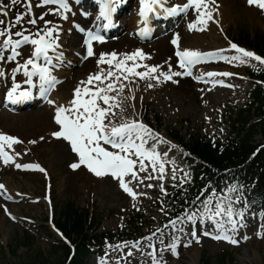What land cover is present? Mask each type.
Wrapping results in <instances>:
<instances>
[{"label": "snow or ice", "instance_id": "obj_1", "mask_svg": "<svg viewBox=\"0 0 264 264\" xmlns=\"http://www.w3.org/2000/svg\"><path fill=\"white\" fill-rule=\"evenodd\" d=\"M16 2L17 0H11L12 5H15ZM120 2L122 0H97L100 6L99 16L105 21H111L116 5ZM247 3L264 11V0H247ZM49 4L57 6L56 9H50V11H69L67 0H40V6ZM138 5L139 22L142 26L138 34L142 37L149 34V22L152 17H159L161 15L169 17L178 13H187L189 8L197 13L196 19L188 24L189 31L193 29L203 31L209 21L217 22L213 19V13L216 12V8L218 7H214L215 0H186V2L175 4L174 6H168V0H138ZM26 9L28 14H31L30 0L26 4ZM2 12L3 7L0 6V13ZM61 18L66 19L67 17L61 13ZM40 19H43V16ZM22 20L23 16L17 14L15 22L19 24ZM27 22L32 25L37 23L35 19H29ZM48 23L50 22L45 21L46 25ZM2 24H4V21L0 20V25ZM78 30L84 31L83 29ZM25 31H16L14 35L19 37V39L13 40L11 38L10 27L0 29V37H5L2 45H0V60L5 58V50L10 51L11 54L7 55V60L11 61L20 55L18 49L22 45L31 44L33 46L30 57L23 64H18L13 69V76H15L16 72L23 69V74L26 77L24 83L29 87L21 91L20 85L13 80L12 86L7 92V99L12 104L30 99L32 97V89L37 87V83L40 95L46 96L58 83V78L52 72L53 59L61 61L64 55L63 52L54 56L50 55V52L55 54L57 49L60 48L58 43V26L46 27L43 30L38 29L35 33H30L29 35H25ZM178 40L179 37L174 36L171 43L177 49L175 55L178 58V66L183 69V72L172 71L171 66H169L167 72H164L159 71L160 66L158 65L149 66L138 63V59L145 60L150 58L141 49H136L132 53H124L123 59H118L120 54L116 52L100 54L97 66L107 64L108 69L100 68L96 73L89 74L87 80L80 81L74 89L73 99L67 106L62 104L56 106L54 119L56 124L59 125V130L53 132L52 135L66 140L71 145L72 151L79 157V162L71 164L70 167L76 169L80 165H84L97 177L110 174L114 179H118L120 187L135 199L136 193L128 187L125 177L130 174L133 179H137V171H134V168L139 164V171H145V160H148L152 164L153 170L156 169V165L159 162V153L156 152L154 146L151 149H147L145 145L147 144L148 137L157 134H154L152 129L147 125L136 120L120 123L119 125H113L110 120L108 123H105L109 114L115 115L112 109L120 106L117 102V96L111 95V93L118 95L120 92H123L125 85L119 83L121 79L128 80L129 77L135 76L140 79H154L159 83L161 82V77H163L164 81H168L172 80L173 76H191L193 75V67L195 65L209 59H220L228 62L236 61L240 64H246L249 59H252L258 61L260 64H264V58L252 51L238 47L235 43L230 42V48L234 49L238 55L227 56L223 54L225 52L224 49H220L217 52H201L187 48L180 50ZM92 41L102 43L104 42V37L91 31L87 33L84 43L87 45L88 56L94 55ZM129 61L132 63L129 64ZM140 67L146 70L137 71ZM4 75V72L0 71V76ZM217 75L227 77L232 75V73L207 72L193 78L200 81L202 76L211 78ZM34 77L38 78L37 82H34ZM172 82L175 83L176 81L173 80ZM213 83L216 82L213 81ZM148 87L151 88L153 85L149 84ZM99 101H102L107 107L101 106L98 103ZM48 103L54 104L55 102L48 100ZM101 142H103V145H109L111 149L115 150H109L102 146ZM16 143H20L17 137L0 133V159L5 164L12 161V156L5 151V145L11 148ZM31 143H34V141H31ZM16 167L44 171L39 164H16ZM159 170L163 173V164H160ZM160 179H163V176ZM151 186L148 185V187ZM3 187V185H0V189ZM161 190L163 191V188ZM242 193V185H230L220 195H216L215 191H213L212 195L202 201V207L198 212L189 214L186 211L183 218L177 217L176 220H171L170 223L173 226L178 222L181 224L185 222L191 223L193 226L191 236L199 243L195 227L197 222L200 225H205L206 221H211L214 225V231L209 232L204 227L201 230V234L235 245L238 241L229 233H235L238 226H245L243 221L245 211L248 208L246 200L243 201L244 206L242 208L236 207V205L242 202ZM193 203L195 204V201ZM5 211L7 212V209ZM262 228H264V225H262ZM260 235L261 233L258 232L257 236L259 237ZM244 239L247 240L248 237L245 236ZM177 244L178 238H174L173 242L168 245L174 256L178 255ZM138 245L139 242H136L133 246L138 247ZM149 246L151 247V245ZM187 246L188 244H185V247ZM128 254L131 255V252ZM149 255L152 256V264H160L154 253H149Z\"/></svg>", "mask_w": 264, "mask_h": 264}, {"label": "rangeland", "instance_id": "obj_2", "mask_svg": "<svg viewBox=\"0 0 264 264\" xmlns=\"http://www.w3.org/2000/svg\"><path fill=\"white\" fill-rule=\"evenodd\" d=\"M17 4L23 10L25 9L23 4H21V0H17ZM234 16L233 22H226L228 26H240L248 31L258 27L264 29V25L262 26L259 22V16L255 14L247 11L246 14H242V12H234ZM52 19L53 17L48 19V21L50 22ZM218 44L225 45V43L221 41L218 42ZM109 48L110 47L106 48V46H102L101 50L104 53V51ZM169 53L170 50L162 53V57ZM98 59L99 56L94 58V61L91 63L88 62L89 64L86 63L81 67L79 65V67L75 68L70 76L72 81L68 79L59 91L57 105L60 103L66 105L69 104L73 99H71V91H74L80 81H84L88 78L91 71L95 69L91 66L96 65ZM191 101L196 105L198 113L197 110H195L191 116H188L185 112L181 113L179 118L175 120V123H171L170 126H166L165 129L167 130L171 127L172 129L179 131L185 139L188 138V135H195L197 133L201 138L208 140L214 136L215 132V130H213L212 133H209V129L213 127L211 124H208L207 126L205 125L206 123L211 122V117H207L206 120L204 119L202 112L199 111V105L197 106L196 100L194 101V97L186 95L183 101H179L176 97V100L172 102V104L180 105L182 108H185ZM146 103L148 107L151 104V111L154 113L156 112L157 115H159L161 118V125L164 126V121L169 119H166L159 112L154 101L148 99L146 100ZM142 106L145 108V102L143 101ZM34 112H36L35 109L29 111L27 113V119H32L30 116ZM152 116L153 113L149 114V117ZM13 120V124L11 125L0 121V128L7 132L16 135L18 134L24 140L43 137L47 132L53 131L54 129L53 117L50 115H48V121L46 122L45 120L46 123H43L45 126L40 124L34 126H22L23 123L25 124L22 120H26L25 118H15ZM205 129L206 137L204 136ZM217 131L223 137L226 135L227 127H218ZM259 141V139H256V142ZM29 153H31L33 158L45 164L44 166H46V169L50 171L53 183L52 196L55 213L54 220L57 218L58 212L71 204L78 209H87L90 215L95 216L97 221H99L96 232L103 234L110 232L116 229L120 224L125 223L129 215L136 212L145 215V227L141 232V236L143 240L148 241V245L145 247L144 252H139L138 248L135 249L132 257L128 260V264H147L150 261L147 252L151 250L153 243L160 245V264H199L200 258L211 259L212 264H216V258L223 252L231 253L230 258L232 259V262H230V264H264V239L262 241H252L251 243L237 249H232L227 245L217 246L216 244H205L201 249L197 260L191 258L194 250H190L189 253L183 254V257L179 262H176L172 259L173 254L168 248V245L173 242L178 233L183 234L188 240L192 239L190 238V231H184V225H187V222L183 224L179 223V226L176 228H168L164 231V234L158 236L159 238H153V231L155 229L163 230L167 224L165 223L168 217L166 211H170L171 209V204L164 201V193L159 191L158 195L147 194L140 186L135 190L134 193H136V197L133 199L132 196L121 192L116 182L111 178L103 176L97 177L96 175H90L82 171L72 174L68 170V163L70 162L71 157L63 144H48V142L44 140L39 143L37 147L30 150ZM185 163L189 164H183V167L185 168L198 165L193 161L190 162L187 160H185ZM174 164L176 165V162ZM173 175L176 178L173 187L176 189L182 180L177 177L178 175L176 173ZM167 177L168 176L164 174V178ZM0 181L7 191H11V189L16 187L18 191L15 189L13 190H15L17 194L25 193L28 196L25 201H20L19 203H15L14 199L16 196H13V194L11 196L6 194L8 197L5 196L6 198L3 199L0 197V264H57V262L63 259L61 248L64 247V242H60L47 227L46 211L41 202L44 183L41 175H38L37 177H28L27 175H21L20 173H14L8 170L0 173ZM152 186L155 187L156 185L152 184ZM184 190H182L184 191L183 193L191 191L190 187L185 188ZM141 196L148 198L142 200ZM34 199L40 200V202L36 205L29 203L30 200ZM1 207H5L6 209L13 208V213H16L17 216L24 217L20 218L22 223L12 224L6 219V217H4ZM158 217L161 218L160 222L157 220ZM244 220L245 226L241 227L243 237H256L255 230L258 226L264 230V228H262V225H264V217L261 218V215L254 216L248 214L245 216ZM28 237L31 239V242L25 244V239ZM161 241H163V243H161ZM149 245H151V247ZM126 246H130V243H127ZM252 249H254L257 254H255ZM12 250L14 251V255L10 254ZM107 253L108 252H104L102 254L106 255ZM114 253H118V250ZM128 255V253H125L123 256L126 257ZM97 261V258H89L87 264H96Z\"/></svg>", "mask_w": 264, "mask_h": 264}, {"label": "bare ground", "instance_id": "obj_3", "mask_svg": "<svg viewBox=\"0 0 264 264\" xmlns=\"http://www.w3.org/2000/svg\"><path fill=\"white\" fill-rule=\"evenodd\" d=\"M215 1H217V2H219L220 4L222 3V6H224L226 9L224 10V8L222 7L221 8V11H220V7H218V8H216V12H214L213 13V19H214V21H217L218 20V18H219V16H222V18L224 17H226V14H228V15H230V13L231 12H235V11H241L242 12V14H243V12H244V10H243V8L241 7V5L243 4V3H240V1L239 0H215ZM240 5V6H239ZM138 6V0H137V4H136V6L135 7H137ZM225 13V14H224ZM134 14V13H133ZM129 22H131L132 24H134L135 22H136V20H135V18H134V16H131V18H130V21ZM127 24H129V23H127ZM213 23H211V24H207V26H206V30H207V32H208V35L206 36L208 39H205L204 38V41L206 42V43H204V45H210L209 47L210 48H208V49H206V48H204L203 46H200L198 43L199 42H201L200 41V37L194 32V33H190V32H187L186 34L187 35H185V36H182V38H181V43H180V50H183V49H185V48H187V49H191V50H198V51H206V50H213V49H218L219 48V46H217L216 44H215V40H217V35L214 33V31H213V25H212ZM184 38V40H185V42H183V39ZM72 41H73V43L74 44H77L79 41H78V39H77V36H73L72 38ZM123 42H125V39H123ZM125 43H120V44H117V45H115L114 46V48L115 49H118V48H120V47H122L123 45H124ZM125 50H126V48H124ZM163 49L165 50V47H163ZM123 50V49H122ZM96 71H97V69H96ZM62 76H63V73L61 74ZM177 81V83H179L178 84V87L177 88H172V90H173V93H172V97L173 98H175V97H177V99L180 101H183L184 100V97L186 96V95H188L189 97H193V95H195V91H194V89H191V85L193 84V83H191L189 80H179V79H177L176 80ZM166 83H168V84H170V85H175V84H173V83H171V82H166ZM160 86V85H159ZM158 86V87H159ZM158 87H157V89H158ZM206 88H209V87H207L206 86ZM156 89V90H157ZM147 91H151V90H147ZM220 92H224V91H221V90H218V91H216L215 93H212V94H210V95H208L207 96V99L209 98L210 100H212L214 97H218V96H220ZM146 97H147V95H146ZM195 98H197L196 96H195ZM162 105H165V103H161ZM170 108H172V105L171 104H167V106H166V110H169ZM194 110H197L196 109V107H195V104H194V102L193 101H191L190 102V104H189V106H186V108H185V111H186V113L187 114H192L193 113V111ZM130 111V110H129ZM166 167H167V169H168V171H169V173H171L170 171H171V166L169 165V164H166ZM31 177H33V176H31ZM13 189H15V190H18L16 187H14ZM12 189V190H13ZM15 190H14V193H15ZM12 192L13 191H11V192H8V194H12ZM13 193V194H14ZM210 226H212L213 228H214V225L212 224V223H210ZM236 233V232H235ZM230 235H232V236H234L235 234H233V233H229ZM200 238L202 239L203 238V236H202V234H201V232H200ZM252 242V241H251ZM186 244H188V242L186 241ZM202 244H203V242H202ZM210 245L212 244V243H209ZM183 246V243L182 242H178V244H177V248H179V250L181 249V247ZM185 247V246H184ZM186 249H188V252H186V254L187 253H189V250L192 248L191 247V245L190 244H188V246L187 247H185ZM200 250H201V248H199V247H197L195 250H194V253H193V256H191V258H194V260H197V258L199 257V255H200ZM253 250V252L255 253V254H257V252L254 250V249H252ZM180 261V258L178 259V261L177 262H179Z\"/></svg>", "mask_w": 264, "mask_h": 264}, {"label": "trees", "instance_id": "obj_4", "mask_svg": "<svg viewBox=\"0 0 264 264\" xmlns=\"http://www.w3.org/2000/svg\"><path fill=\"white\" fill-rule=\"evenodd\" d=\"M262 159L264 161V154L262 155ZM206 160L208 162H211V163L216 164V165H221L224 162L230 161V159L227 158L226 156H224L223 159L208 158ZM260 184L264 185V166H263V173H262V177L260 180ZM74 216L75 217L73 218V220L71 221L70 224L68 223V221H66L65 223L63 222L64 223L63 226H64V228H69V232L75 234L78 237V235H80L83 231L85 221H84V217L80 214H78V215L74 214ZM82 259H83L82 255L80 253H78L76 258L74 260H72L71 264H82ZM219 264H225V259L221 258L219 260Z\"/></svg>", "mask_w": 264, "mask_h": 264}]
</instances>
